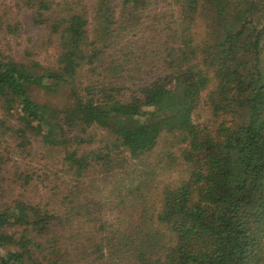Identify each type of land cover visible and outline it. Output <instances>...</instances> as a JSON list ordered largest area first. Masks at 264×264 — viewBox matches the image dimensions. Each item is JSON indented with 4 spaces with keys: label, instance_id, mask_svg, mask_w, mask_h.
Wrapping results in <instances>:
<instances>
[{
    "label": "trees",
    "instance_id": "trees-1",
    "mask_svg": "<svg viewBox=\"0 0 264 264\" xmlns=\"http://www.w3.org/2000/svg\"><path fill=\"white\" fill-rule=\"evenodd\" d=\"M92 4L89 15L56 19L48 0H22L34 26L58 37L51 67L0 52V192L32 181L17 164L10 171L7 137L19 156L34 144L53 153L68 182L54 185V201L0 202V264H264V0ZM0 29L22 35L1 7ZM163 140L170 150L153 175L162 163L185 174L148 209L141 187L157 181L124 173L127 198L113 210L138 209L136 231L112 225L103 235L102 223L91 254L79 241L69 246L68 228L102 220L103 189L90 173L126 172Z\"/></svg>",
    "mask_w": 264,
    "mask_h": 264
},
{
    "label": "rangeland",
    "instance_id": "rangeland-1",
    "mask_svg": "<svg viewBox=\"0 0 264 264\" xmlns=\"http://www.w3.org/2000/svg\"><path fill=\"white\" fill-rule=\"evenodd\" d=\"M52 7V13L56 19H64L69 13L73 11H82L89 15L92 9V0H48ZM22 0H0V7L5 9V19L11 22H18L22 26V35L18 38H14L0 29V52L4 56L14 58L16 60H32L34 62H39L44 67H51L56 64V59L58 55V37L56 34H52L48 31L46 27H36L34 26L31 13L26 8L21 9ZM169 2V0H168ZM34 99H37L40 103H46L49 101V97L46 96L43 92L34 90L32 91ZM54 103V97H52ZM208 115L206 112H203L200 122L203 123L208 120ZM7 140L3 142V147L7 149L9 155L8 160L10 171L13 173L16 171L12 167L17 164L20 167V171L26 173L29 171L32 175L31 184L27 189L19 188L14 190L13 193L4 195L3 192H0V202L5 203L4 199L7 195L11 198V195L17 197L26 198L29 200L38 201L40 197L46 198L49 196L52 201H54V193L57 198L59 197L60 190H56L54 185H59L62 189L68 183L62 176L59 174L60 166L58 160L53 153H47L46 150L42 148L40 144H34L32 147H28V151L31 152V155L28 157L19 156L15 151L9 149L13 148L14 144L13 139L10 137L6 138ZM166 144V140H163L161 146L157 151L151 153L149 157L146 155L141 161H134L127 166V171L113 172V175L108 178L101 172V170H93L89 177L87 178L88 182L95 183L99 185L101 204H104L103 213H95L101 216V222L98 220L94 221V216L89 219L91 216H88L84 219V223H81V227H76L75 224L72 228H68L64 233L66 242H69V246L75 245L78 241L81 243V250L84 248L87 250L88 254L92 253V243L90 242L93 237L95 230L98 231L100 225L105 223V232L101 234L110 235L114 230L113 226L116 228L121 227L123 235H130L136 231L138 226V219L142 220L141 213H138V209L130 207L128 210L121 207L120 210H113L114 204H117L127 198V191L123 190V193L120 191L122 181L125 179L128 172L132 169L137 170V175L143 174V178L146 179L145 186L150 185V181H157L156 185L154 183L153 188L146 190L141 187V191H145L147 198L148 209L152 208V201L157 202L159 199L160 191L171 183H174L180 179V174H185L183 165H180L176 168L168 167L165 163H162L161 167L157 169V172L153 175V169H156L158 163H161L159 152L163 153L166 147V150L169 149V144ZM174 153H178L177 150L171 149ZM160 153V154H161ZM23 157V158H22ZM25 157V158H24ZM44 157V158H43ZM162 158V157H161ZM163 159V158H162ZM146 172V173H145ZM125 173V174H124ZM145 173V174H144ZM144 189V190H143ZM129 199V198H128ZM126 201V200H125ZM2 205V204H1ZM0 205V206H1ZM149 215L150 213H145ZM113 225V226H112ZM18 231V229H8L9 233ZM78 233L81 235L79 237ZM45 239H40L39 241L44 245ZM106 253V252H105ZM74 257V255H72ZM90 259V258H89ZM93 259V257H92ZM107 262V261H106Z\"/></svg>",
    "mask_w": 264,
    "mask_h": 264
}]
</instances>
